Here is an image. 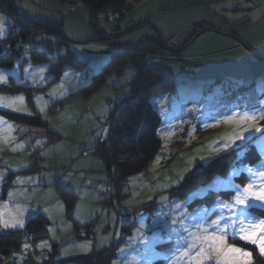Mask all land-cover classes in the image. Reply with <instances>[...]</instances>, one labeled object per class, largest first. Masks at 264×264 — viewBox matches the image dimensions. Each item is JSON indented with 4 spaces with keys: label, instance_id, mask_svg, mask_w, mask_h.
<instances>
[{
    "label": "rangeland",
    "instance_id": "rangeland-1",
    "mask_svg": "<svg viewBox=\"0 0 264 264\" xmlns=\"http://www.w3.org/2000/svg\"><path fill=\"white\" fill-rule=\"evenodd\" d=\"M0 2L11 5L15 12H6L3 8L0 12V16L5 18L6 29V36L0 38L2 52L9 50L3 45V41L14 28L17 15L34 22L51 23L58 27L62 34L61 37L43 34L28 39L23 44L20 54L13 60L12 66L9 69H0L7 73L16 69L19 80L24 82L25 69L33 73L40 67L45 68L43 75L50 81L45 84H34L30 80L17 83L9 74L8 85L0 86L7 90L0 89V96H23L24 107L21 111L0 107V111L28 116L27 113L30 112L32 115L35 109L45 122L47 130L59 136L49 141L45 129L19 126L8 122L0 115L6 122L0 123V172H6L8 175L9 171L13 172L10 169L14 171L28 169L29 155L33 150L38 151L42 159L38 172L31 169L25 176L15 174L9 179L6 177L7 183L12 182L13 187L11 186L10 191L17 190L16 193L19 195L10 198L7 192L9 198L5 202L0 201V215L5 219L16 215L17 205L23 207L22 203L29 200L27 206L29 210L33 206L39 209L40 206H37L43 204L44 210L41 212L42 215L46 214L49 222L46 238L22 242L19 251L14 253L15 256L12 254L0 264L47 262L49 259L46 255L39 257L37 254L33 260H28V254L33 251H46L49 254L52 244L57 246L58 259L85 255L81 252L83 245H90L91 251L108 245L106 242H100L101 245L97 247L92 237L84 239L88 234L86 226L89 222L92 223L90 231L93 232V236L105 233L110 242L117 245V255L111 264L113 261H117V264H168L165 255L177 246V240L180 239L170 231L169 226L173 217L179 216L183 211L189 214L195 212L196 215H190L185 219L186 225L202 222L201 217L211 223L220 213V209L215 206L216 203L219 200L230 201L235 195L233 189L227 186L228 183L243 186L249 182L246 172L241 171L239 175L233 176V171L244 167H256L264 161V130L260 133L255 131L245 133L248 139L237 140L227 151L217 153L211 150L215 147L213 141L217 144L222 143L220 138L231 134L237 125L220 123L216 127H206L209 124H216L218 120L233 112L264 106V0H212L217 6L234 2V5L228 3L226 8H222L225 10L216 12L212 16L213 19L211 18L214 25L211 28L219 33V36L215 33L201 35L202 37L192 41L180 53L179 61L174 59L163 61L160 57L147 58L153 67L172 77L174 82L173 91L150 100L161 119L158 132L160 149L145 171L123 182L117 195H113L114 193L110 195L112 191L104 186L108 185L107 183L100 184L98 191L94 192L96 200L91 199V190H86V184H91V181L97 178L105 181L106 177L101 163L92 150L107 135L102 131L106 129L103 121L111 112H115V109L118 111L120 103L130 95L132 69L127 68L121 76L107 79L106 84L88 99H84L77 92L86 88L92 77L101 73L110 62L111 56L120 50L134 49L146 41L159 37L163 41H168L173 34L179 37L188 33L194 25L191 23L196 22L197 17L193 15L194 9L186 5H194L197 0H138L132 4L122 22H118L110 14H102L97 24L95 23V28L90 27L89 12L77 0H0ZM231 5L233 8L230 9ZM251 6L256 8L251 10L253 8ZM165 9L169 11H164ZM205 9L207 10V6ZM197 14L204 12L200 11ZM221 20L223 22H220ZM140 23L141 28L123 35L118 40L106 42L97 39L110 35L117 25L123 30ZM31 48L44 53L45 59L40 63H32ZM68 53L70 60L80 65H67L62 59ZM65 71L81 75H70L64 80V88L68 94L44 105L43 112L39 111L33 97H43V101H51L52 97L48 93L61 83ZM20 87L28 90L21 91ZM162 97L167 99L154 104V100ZM57 101L61 102L59 108L51 112V109L54 110L52 105ZM161 104L164 105L163 111L166 115L160 112ZM258 123L264 125V120ZM165 124H170L171 129L162 131ZM193 127L195 131H192ZM34 134L38 139L33 136ZM37 141L41 143L37 144ZM83 151H86V155H82ZM201 156L207 158L206 163L199 159ZM61 157L72 160L71 168L76 173L73 177L84 183L81 191L74 194L75 204L70 218L66 215L65 206L58 195L55 197V193L47 191H42L40 195L35 192L40 184H47L49 179L59 173V169L55 167L58 166ZM89 164L91 172H88L86 167ZM97 168L103 172H97ZM185 169L190 170L186 172ZM181 175L183 179L179 180ZM18 178L24 182L14 184ZM28 178H32L31 182H28ZM177 180L178 184L173 183ZM213 182H216L215 186L208 187ZM28 183L33 184L31 186L33 194L29 199L26 193L25 195L22 193L25 189L29 190ZM165 185L168 187L162 188ZM200 190L204 191L193 196ZM133 193L136 195L133 196ZM1 195L0 192V197ZM161 196H167L168 201L160 202ZM129 200L132 201L131 206L127 204ZM176 202L181 204L179 209L174 207ZM254 210L264 212V209L249 210L251 215L264 218ZM157 213L166 215L157 217ZM224 215L227 217L229 213L225 211ZM141 223L151 226L144 229L148 237L147 243L129 239L136 235ZM14 230L18 229L0 230V235ZM190 230L195 231L194 228ZM116 232L120 233L119 237L115 235ZM182 235L187 236V233ZM43 241H47L50 248L38 247ZM25 243L31 247L23 249ZM237 246L251 252L252 264H264V261L258 263L254 258L260 256L256 246L246 245L242 241ZM121 248L125 250L123 253L119 251Z\"/></svg>",
    "mask_w": 264,
    "mask_h": 264
},
{
    "label": "trees",
    "instance_id": "trees-1",
    "mask_svg": "<svg viewBox=\"0 0 264 264\" xmlns=\"http://www.w3.org/2000/svg\"><path fill=\"white\" fill-rule=\"evenodd\" d=\"M138 0H77V2L85 8L90 15V27L95 28V23L99 21L102 14H110L118 22H122L125 14L131 9L132 4ZM6 6V7H5ZM9 12H14L11 5L0 2V12L3 9ZM69 8V7H67ZM14 28L10 30L8 38L3 41V45L9 50L2 52L0 50V69H9L13 60L20 54L23 44L28 39L37 37L38 35H57L62 36L58 27L51 23L34 22L17 15ZM131 23V22H129ZM204 23L194 25L188 33L179 37L170 38L168 41H163L161 37L156 40L146 41L134 49H122L118 53L111 56L110 62L102 70L101 73L94 75L90 84L80 89L77 93L81 94L84 99L91 97L100 87L104 86L107 79L114 76H121L127 68H131L134 72V77L129 83L130 95L125 98L119 105L118 111L111 112L106 120L103 121L107 129V135L104 140L98 143L93 148V153L97 156L98 161L103 167L106 180L102 182L107 189L112 191L110 195H117L121 190L123 182L137 174L142 173L147 169L150 162L157 155L161 142L158 137V132L161 127V119L157 111L151 105V98L157 97L167 92L174 90V82L172 77L159 71L153 67L148 61V57H160L163 61L174 59L179 61L180 53L188 47L201 34L214 30L204 26ZM142 24L130 25L126 29H119L117 25L107 37H100L101 41L109 42L110 40H118L125 34L133 32L141 28ZM16 28V29H15ZM217 33V32H216ZM44 40V39H43ZM18 46V48H17ZM30 61L32 63H40L45 59L44 53L31 48ZM70 53L63 57V61L71 66L80 65L78 62L70 60ZM2 90H7L1 87ZM21 91L28 89L19 88ZM30 90V89H29ZM61 102L57 101L52 105L50 111L55 112L59 108ZM58 104V106H57ZM32 105V104H31ZM33 106V105H32ZM0 115L8 122L13 124L29 127L32 129H45L48 135V140L58 138V134L47 130L45 122L42 121L39 113L35 111L32 115L24 116L11 112L0 111ZM34 151V150H33ZM86 151L82 155H86ZM38 164H34L30 158L29 167L21 174L30 173V170L38 172L41 166L42 159L38 151H35ZM31 157V154L29 155ZM102 171V172H103ZM11 176L8 177V179ZM7 181V179H6ZM11 182L3 185L4 192L1 195L2 201L5 200V191L10 188ZM57 195L65 206L66 215L70 218V213L75 204V195L57 188ZM103 196L102 194H100ZM255 213L264 217V212L254 210ZM49 224L46 217L37 215L29 219L24 228L7 231L0 235V262L3 259L9 258L15 252H18L21 243L24 241H35L47 237V225ZM91 222L86 226V230L91 235H86L85 240L93 238V232L90 231ZM76 226V224H75ZM125 228V227H124ZM51 252L48 254L45 251L44 255H39V252L33 251L28 254V260H33L34 256L46 257L49 261H43L41 264H111L116 258V248L113 242L93 255L76 256L66 259H55L53 254L57 250L55 244L51 245ZM256 251V250H254ZM257 254V253H256ZM256 262H263L264 258L255 256Z\"/></svg>",
    "mask_w": 264,
    "mask_h": 264
},
{
    "label": "snow or ice",
    "instance_id": "snow-or-ice-1",
    "mask_svg": "<svg viewBox=\"0 0 264 264\" xmlns=\"http://www.w3.org/2000/svg\"><path fill=\"white\" fill-rule=\"evenodd\" d=\"M5 18L0 16V38L6 36L5 29ZM44 67H40L36 72L29 73L28 69H25L26 80L24 82L45 84L50 82L48 77L44 76ZM11 74L17 83H24L19 80V74L16 69H13L11 73L4 72L0 70V86L8 85V75ZM70 75H81L79 73L72 74L65 71L62 77L61 83L54 89H52L48 95L52 97L51 101H43V97H33V100L39 111L43 112L45 110L44 105L55 102V100L64 98L68 91L64 88V80H66ZM167 99V97L157 98L154 100V104L158 103L159 100ZM24 97L17 95L15 97H5L0 96V107L11 109L13 111H21L24 107L23 105ZM43 101V104L41 103ZM17 102H20L17 104ZM164 105H160V112L162 115H166L163 111ZM198 111V109H195ZM31 115V113H27ZM47 118L45 117V120ZM264 120V106L253 108L252 110H244L241 112H233L229 116H225L222 120H218L216 124H209L206 127H216L220 123H235L237 128L231 133L222 136L220 139L222 143L217 144L213 141L215 147L211 150L214 152L227 151L231 148L237 140L248 139L245 133H251L255 131L257 133L264 130V125H260L258 122ZM0 123H6L3 118L0 117ZM170 130L171 125L165 124L164 130ZM105 134L107 129H102ZM195 131V128H192ZM192 131L189 132V136L192 135ZM170 134V133H169ZM37 141V144H40ZM201 161L207 162V158L204 156L199 157ZM13 170L14 169H10ZM190 169H185L189 171ZM243 171L248 174L249 182L243 186L228 183V187L233 189L235 195L230 201L219 200L216 203V207L220 209L218 218L212 220L208 223L206 219L201 217L202 222L195 224H185V219L190 215L186 211L181 212L179 216L173 217L170 231L175 233L180 239L177 240V246L170 250L169 254L165 255V259L168 264H252L251 252L247 251L246 248L238 247L239 242H244L246 245L251 244L256 246L258 249V254L264 258V218H259L251 215L250 209H264V161L256 167H244L242 169L234 170L232 175H239ZM7 173L0 172V185L6 182ZM54 179H58L55 177ZM73 176L65 177V183L68 187H71V180ZM183 179V175L180 176L179 180ZM32 178H28V182H31ZM179 180L173 183L178 184ZM19 178L13 183H23ZM49 182H52L51 180ZM216 182L208 187L215 186ZM168 187L167 185L162 186V188ZM204 190H200L195 195H200ZM19 193L14 191H9L8 196L10 198L18 196ZM136 194L133 193V196ZM151 199V198H150ZM167 196H161L160 202H167ZM129 206L132 205V201H127ZM176 209L181 207L179 202L174 204ZM18 212L16 215L5 219L0 215V230L8 229H21L25 226V213L30 211L27 206L17 205ZM31 211H35L34 209ZM46 211V209H45ZM204 211V210H201ZM227 211L229 215L225 217L224 212ZM161 215H166L164 213H157V217ZM234 217V218H233ZM113 221H115V213H113ZM146 226L141 223L139 228L136 230V235L130 237V240H140L144 243L148 242V237L145 234L144 229ZM194 228L195 231L190 229ZM51 230V229H50ZM182 233H187V236H183ZM115 235L119 237L120 233L116 232ZM231 240V242H229ZM107 238H105V242ZM31 245L25 243L23 249H29ZM38 247L44 248L49 247L47 241H43ZM84 251H88L90 245L81 246ZM123 253L125 250L121 248L119 250ZM15 256V254H13ZM113 264H117V261H113Z\"/></svg>",
    "mask_w": 264,
    "mask_h": 264
},
{
    "label": "crops",
    "instance_id": "crops-1",
    "mask_svg": "<svg viewBox=\"0 0 264 264\" xmlns=\"http://www.w3.org/2000/svg\"><path fill=\"white\" fill-rule=\"evenodd\" d=\"M228 3H230V4H232V5H234L233 3L234 2H228ZM228 3H224V5H219V6H217L216 4H213V2H212V0H197V2L196 3H194V5H186V7H189V8H193L194 10H192V11H194V13H193V15H195V17H197V21L196 22H193V23H191V24H194V25H197V24H199V23H204L205 25L204 26H206V27H211V26H214V25H212L213 24V21H211V18H212V16H214L215 14H216V12H220L221 10H225V9H222V8H226V6H227V4ZM204 4L207 6V10L205 9V7L206 6H204ZM230 6V9L231 8H233V6ZM204 6V7H203ZM251 7H253L251 10H254L255 8H254V6H251ZM234 8H236V7H234ZM164 11H169L168 9H165ZM191 11V10H190ZM200 11H202V12H204V14H197V13H199ZM207 11V12H206ZM213 19V18H212ZM190 21H191V19H190ZM220 22H223L222 20L220 21ZM190 24V23H189ZM193 25V26H194ZM181 33V32H180ZM207 33H215V34H217L218 36H219V33H216V32H210V31H207V32H205V33H203V34H201L202 36H204L205 34H207ZM176 35L177 34H173L172 36H171V38H173V37H176ZM200 35V36H201ZM200 36L199 37H197L196 39H198V38H200ZM201 36V37H202ZM131 77L133 78L134 77V72H133V70H132V74H131ZM118 83H116V85H117ZM30 129H32V128H30ZM33 136H35V134L33 135ZM36 137V139H38L37 138V136H35ZM99 142V141H98ZM100 143V142H99ZM98 144V143H97ZM96 144V145H97ZM95 145V146H96ZM66 156V155H65ZM87 157V156H86ZM64 157H61L59 160H58V166L57 167H55L56 169H59V173H56L55 174V176H53L51 179H49V181L51 180L52 182H48L47 184H45V185H39V188L35 191V192H37V193H39V195L41 194V193H43V192H45V191H47V192H49V193H55V197L57 196V191H56V189L57 188H61V189H63V190H66V191H68V192H70V193H72V194H78V191L80 190L81 191V186L82 185H84V183H83V181H79L78 182V180L76 179V178H74L73 177V179L71 180V182H70V184H71V187H68L67 186V184L65 183V177H67V176H69V174H71L72 176H74L76 173L72 170V168H71V165H72V160L71 159H63ZM55 160H51V162H54ZM87 167V169H88V172L90 171V169H91V164H89L88 166H86ZM25 170H27V169H23V170H19V171H13V172H10L9 171V174L7 175V177H9V176H14L15 174H21V172H23V171H25ZM72 170V171H71ZM97 172H102V171H100L98 168H97ZM91 172V171H90ZM29 173H27V174H22V175H28ZM55 177H58V179H54ZM102 182H105V181H102V179H93V181H91V184H86V190L88 189V190H91V194H90V197H91V199L92 200H96V195L94 194V192L95 191H98V186L102 183ZM5 184V182L1 185V194L4 192V188H3V185ZM11 185H12V182H11ZM30 185V183H28V186ZM33 184H31L30 185V188H29V190H24V191H22V193L24 194V193H26L27 194V197H28V199H29V196L31 195V194H33L32 192V188H31V186H32ZM13 187V186H12ZM11 188V187H10ZM10 188H8L6 191H5V200H7V198H9L8 196H7V192H9L10 191ZM14 192H16L17 190H13ZM43 191V192H42ZM109 192H110V190H109ZM98 195H99V193H97ZM25 195V194H24ZM0 199H1V197H0ZM5 200L4 201H2V200H0V201H2V202H5ZM103 201H106V200H103ZM108 201V200H107ZM46 202V201H45ZM22 203V202H21ZM33 203V202H32ZM31 203V204H32ZM105 203V202H104ZM24 206H28L29 205V200L28 201H24L23 203H22ZM34 204V203H33ZM32 204V205H33ZM40 206V208L39 209H35V206H33V208L31 209V210H33V209H35V211H28V212H26L25 213V221L26 220H29L30 218H33L34 217V215L36 214V216L37 215H42L43 213L41 212V210H44V207H43V204L42 203H40V205H38L37 207H39ZM46 206V205H45ZM42 216H44V217H46V214L45 215H42ZM109 227V226H108ZM87 235V234H86ZM88 235H89V232H88ZM105 238H108V235L107 234H105V233H101L100 235H94L93 236V240H94V243L97 245V247H99L100 245H101V243L100 242H105ZM109 239V238H108ZM107 239V241H106V243L109 245V243H110V239L108 240ZM108 245H106V246H104V247H101V248H97V250L96 251H91V250H89V253L87 252V251H84V250H82L81 252H82V254H85V255H93V254H95L97 251H99V250H101V249H103V248H105V247H107ZM57 251V250H56ZM42 252V251H41ZM46 252V251H45ZM56 254H57V252H55L54 254H53V258H55V259H58L57 258V256H56ZM85 255H79V256H85ZM60 259V258H59Z\"/></svg>",
    "mask_w": 264,
    "mask_h": 264
},
{
    "label": "built area",
    "instance_id": "built-area-1",
    "mask_svg": "<svg viewBox=\"0 0 264 264\" xmlns=\"http://www.w3.org/2000/svg\"><path fill=\"white\" fill-rule=\"evenodd\" d=\"M30 158H31V160L33 162V165L39 163V159L37 158V155H36L35 151H31V157ZM38 254L39 255H44L45 253L44 252H39Z\"/></svg>",
    "mask_w": 264,
    "mask_h": 264
}]
</instances>
